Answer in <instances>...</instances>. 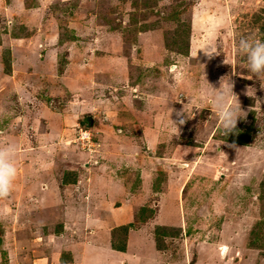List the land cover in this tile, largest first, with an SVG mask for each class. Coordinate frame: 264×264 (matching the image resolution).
I'll list each match as a JSON object with an SVG mask.
<instances>
[{
  "label": "rangeland",
  "instance_id": "obj_1",
  "mask_svg": "<svg viewBox=\"0 0 264 264\" xmlns=\"http://www.w3.org/2000/svg\"><path fill=\"white\" fill-rule=\"evenodd\" d=\"M5 1L12 26L0 41V146L9 136L17 141L18 175L0 198V264L33 261L32 249H63L54 237L63 231L67 241L78 235L87 243L93 237L85 229L95 218L109 231L146 224L153 238L161 226L159 252L148 256L149 242L133 237L135 257L127 264H264V74L249 73L237 53L241 36L264 40V0ZM51 33L53 44L56 37L79 49L67 73L74 83L62 84L56 64L47 78L48 57L30 44ZM143 47L157 61L144 59ZM227 82L228 102L241 116L225 136L206 93ZM60 84L77 89L72 98L49 93ZM146 100L152 107L144 108ZM48 123L54 136L40 138ZM242 135L247 144L237 143ZM64 178L75 182L62 187ZM31 184L47 185L51 199L21 210L20 195ZM96 194L98 203L91 200ZM62 213L67 220L55 231L51 222ZM88 254L86 264L106 258Z\"/></svg>",
  "mask_w": 264,
  "mask_h": 264
},
{
  "label": "crops",
  "instance_id": "obj_2",
  "mask_svg": "<svg viewBox=\"0 0 264 264\" xmlns=\"http://www.w3.org/2000/svg\"><path fill=\"white\" fill-rule=\"evenodd\" d=\"M5 3H6L5 0H0V41L1 42H2V38L9 34L8 32L10 30V27L12 26L11 19L6 13V7L5 6L7 5V3L6 4ZM157 32H154V33H157ZM142 35H145V34H142ZM53 37H54V35L52 33L51 34H45L43 39L42 38L38 39V42H37L38 44L37 45L33 44L34 43L33 39H31V41H30L32 43H30V42L29 43L33 45L32 47H34V48L36 47V49H38V48L41 49V51H38V53H40L41 55L43 54V56H45V58L48 57L46 60L44 59L45 63H43V65H44V67H43L44 74L45 73L49 74L47 76V78L50 77V80H52L51 77L53 78V73H54V69H55L54 68V64H56V65H58L57 68L61 67V69H60L61 70V76L60 77L63 80V81H61L62 84H64V83L69 84L68 81H70V83L71 82L74 83V80H71V78H69L67 76V73H68L69 69L72 68L71 65H72V62H73L72 57H74V52L76 50H79V49L76 48V47L74 49L73 46L69 44L71 41H69V42L68 41H64L62 43L61 42L62 40L57 39L56 37H55L56 39L54 38V44H53V42H52L53 41L52 40ZM20 39H22V38H20ZM35 39H36V36H35ZM139 40H140V38H139ZM140 43H141V41H140ZM157 44H158L159 53H160V56H161V53L163 52V47H161V46H164V45H163L162 41H160V40H158ZM142 51H143L144 59L157 61L156 57L153 58L152 55L149 53V51L146 52L144 50V47L142 48ZM59 53H60V55H59ZM76 57H78V56H76ZM41 62H43V61H41ZM27 67H28V65H27ZM43 72H42V70L41 71L39 70V72L36 73V74L37 75L39 73L43 74ZM77 83H78V81L75 82V84H77ZM62 84H60L61 87L58 86L59 89L57 88L56 90L54 89V87H52V89L49 90V93H52V92H54V93L55 92L56 93L57 92L58 93H62L63 92V93H65L64 95L67 96V94H69L71 92H75V90H77L76 88H71L69 86L67 87V89H69V90H66L65 86L62 85ZM176 85L177 84H175L174 87H176ZM114 88L116 89V87H114ZM2 95H1V97H2ZM73 95H74V93H71L70 97L72 98ZM75 99H76V101H79V99H81V98H79V95H78V96L75 97ZM69 100H70V98L68 99V101ZM71 100L73 101V99H71ZM148 101L149 100L145 101L144 108H145V106H148V105L150 107H152ZM85 103L83 102L81 105H84ZM74 104H76L77 106H80V103H78V102L74 103ZM1 107H2V104H1ZM157 107H160V106H154L153 110H147V108H146V110L149 112L148 119L151 120V118L153 117L154 121L156 120V117L153 116V115H150V113L153 114L154 109L157 108ZM90 113H91V111H90ZM87 115L90 116V114H87ZM166 116H168V115L166 114L164 117L166 118ZM173 117H174L173 114H170L168 116L169 120H171ZM147 127L144 126V128H143L144 131L147 130ZM52 130H53L52 126H50V124L48 123V128L39 137L40 138L42 137L44 139H49V138L53 137L54 136V132H52ZM126 136H127V138L129 136L130 139L132 137L131 135H126ZM8 138H11V143H14L16 145V142H17L16 140H13V138L11 136H9ZM3 140L5 141V143L9 142V139H4L3 138ZM128 140H129V138H128ZM122 147H123V149L126 150V148L123 145H122ZM25 151H28V149L26 148V150H23L22 153L25 152ZM15 155H17V152H16ZM64 164L67 165L68 167L71 166V165H69L68 161H65ZM176 165H178V164H176ZM72 167L76 168L75 166H72ZM98 169H100V171H102L101 168L97 167L96 168L97 172H98ZM153 169H157L155 165H153L152 170ZM141 170H146V169L141 168ZM22 171L23 170H21V172ZM96 171H94V173L96 175L95 179H100L102 181L103 177H101V175H99ZM140 173H142V172H140ZM153 179H155V177L152 178L150 181L153 182L154 181ZM23 180L26 181V178L23 179ZM112 181L113 182L115 181L114 183L118 184V182H119L118 174L116 175L115 180H112ZM144 181H146V180L144 179ZM73 182H75V181L71 180V181L63 182L62 183V187L66 186V185H71V184H73ZM18 184L20 185V181L19 182H17V181L14 182V186H16ZM104 185H106V184H103V182H102V186L99 187L98 189H100V190L105 189ZM22 186H24V184ZM37 189H38V193L35 192ZM26 191H27L26 194H24V193L22 194L21 193V195H20L21 204H23L22 207H21V210L25 209L26 207H28V205H32L34 203V201H36L38 199L41 200L40 202L44 201V205H47L46 202L49 201V198L51 199L50 188L47 185H45V184H42V186L40 188H38V186H36V185L33 186L31 184V185L28 186V189ZM92 199H96L97 203L100 202V200H101L100 198L97 197V194H96L95 197H91V200ZM177 202H178V200H177ZM174 203L177 205L176 201H174ZM181 204L182 203H180V205ZM74 205H76V204H74ZM41 207H44V206H41ZM38 209L43 211L44 209H46V207L45 208H38ZM44 212H45L44 215L47 216L46 213L48 211L47 212L44 211ZM93 218H95V217H93ZM109 218L111 220H113L111 214H109ZM62 219L67 220L66 214L62 213L61 216H60V219L57 218V219H54L51 222V224L53 226L55 225V227H54L55 231L62 230V222H65V221H62ZM94 220H92L90 222V224H88L87 229L83 228L85 230H88L85 233L86 237L88 236V234H91L90 236L93 237V238H91L92 240L88 239L89 240L88 242H90V243H88V242L86 243L84 241V239L80 238V236H78V235L73 236L72 238H74V239L71 238V239H69V241H67V237L64 238V235L62 234L64 232L63 231L62 233L59 234L60 237H62V238L58 237L55 234H54L55 235L54 237H57V238L61 239V241L59 240L58 243L60 245H62V246H66V247H64L63 249H59L58 251H54L51 248L49 254L48 253H46V254L41 253L40 255L33 254L32 253L33 249H32L31 253L28 252V254H29L30 257H31V254L34 255V256H36V258L34 259V257H31V259H33V261H31V260L28 261L27 260L28 261L27 263L28 264H86L84 262V259H86V254L89 255L88 254L89 251H94V252L98 251V252H101V253L105 254L106 258L101 261V263H103V264H107V263L115 264L113 262H116L119 259H121L124 264H127L126 262H128L129 260H133L134 257H135L134 254H130V253H133V251L129 252V245H130V242L133 239V237H136V239H140L141 245L144 242V240L145 241L147 240L149 242V245L147 246V249H149L148 256H153V255H150L151 253L155 255L157 252H159L157 250L158 248H156L155 240H154L153 236H151V234L147 230L144 231L146 229V227H148V225H146V224H144L142 229H139V230L129 229L128 235L126 237V248H125L124 251H120V250L113 249L111 247V244H110V242H111V238H110L111 231H109V228L111 227V226L109 227L110 224L106 223V225H108V226H104L101 223V221L97 220V218H95ZM69 222L71 223V220H69ZM166 223H168V222H166ZM166 225L168 226V224H166ZM64 226H65V223H64ZM70 230L74 231V232L75 231H79L78 227L75 226V228H74L73 224L70 226ZM43 247L44 246H39V248L38 247L37 248L40 249V251H42ZM30 248H32V247L30 246ZM84 249H86V252H85ZM140 254H142V253H138V256L141 258ZM148 256H145V258L148 257ZM99 257H100V255H99ZM112 258H115V259L113 260ZM143 259H144V257H143ZM161 262H162V264H169L168 262L165 263V261H161Z\"/></svg>",
  "mask_w": 264,
  "mask_h": 264
},
{
  "label": "clouds",
  "instance_id": "obj_3",
  "mask_svg": "<svg viewBox=\"0 0 264 264\" xmlns=\"http://www.w3.org/2000/svg\"><path fill=\"white\" fill-rule=\"evenodd\" d=\"M237 53L245 60V67L249 73L255 74L260 79L261 75L264 74V40L241 36L237 44ZM231 94L232 85L230 82L224 85L220 83L219 87L212 86L206 93L208 102L219 113L220 130L225 136L234 129L237 117L241 116L238 110L239 106L228 102V97ZM177 115L179 116L180 113ZM174 122L176 125L182 124L184 122L183 117ZM15 154L16 145L14 143L6 142L0 146V198L8 196L12 190L13 181L17 175Z\"/></svg>",
  "mask_w": 264,
  "mask_h": 264
},
{
  "label": "trees",
  "instance_id": "obj_4",
  "mask_svg": "<svg viewBox=\"0 0 264 264\" xmlns=\"http://www.w3.org/2000/svg\"><path fill=\"white\" fill-rule=\"evenodd\" d=\"M89 118H87V120H90L91 116H88ZM81 122H84V120H81ZM87 125V124H86ZM237 143L239 144H247L246 142L248 141V136H240ZM66 175H70V174H73V176H75L76 174H74V172L72 171H67L65 172ZM65 177V176H64ZM71 180H74V178L72 179H67V178H64V182H67V181H71ZM130 227V224H125V225H121V226H116L115 228L112 229L111 231V247L113 249H116V250H120V251H124L125 248H126V237H127V233H128V229ZM167 227V226H166ZM161 228V226H155L154 228V240H155V245L157 247V245H159V242H162L161 240H159V237H158V230ZM121 231V233L118 234V232ZM164 235V231L162 233Z\"/></svg>",
  "mask_w": 264,
  "mask_h": 264
},
{
  "label": "water",
  "instance_id": "obj_5",
  "mask_svg": "<svg viewBox=\"0 0 264 264\" xmlns=\"http://www.w3.org/2000/svg\"><path fill=\"white\" fill-rule=\"evenodd\" d=\"M69 163V162H68ZM71 163L73 164V165H75V166H79V167H85L87 164H88V162L87 161H71ZM180 165H185V164H180Z\"/></svg>",
  "mask_w": 264,
  "mask_h": 264
}]
</instances>
